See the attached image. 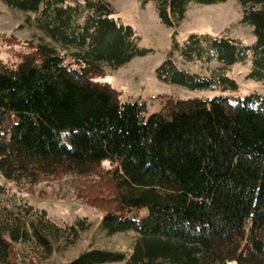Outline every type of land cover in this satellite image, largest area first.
<instances>
[{
  "label": "trees",
  "instance_id": "obj_1",
  "mask_svg": "<svg viewBox=\"0 0 264 264\" xmlns=\"http://www.w3.org/2000/svg\"><path fill=\"white\" fill-rule=\"evenodd\" d=\"M1 1L29 13L39 34L15 62L0 60V197L49 178L87 181L100 190L85 195L102 205L100 230L135 234L128 253L89 248L60 264H264V96L168 98L147 115L145 102L99 80L151 52L108 0ZM139 1L172 29L155 69L161 81L233 93L227 71L249 61L247 78L264 82V0H235L252 44L195 32L176 40L191 4L228 0ZM175 54L219 65L203 74L178 66ZM21 206L0 221V264H43L56 243L73 245L91 227L86 217L59 225ZM26 245L46 256L24 254Z\"/></svg>",
  "mask_w": 264,
  "mask_h": 264
},
{
  "label": "rangeland",
  "instance_id": "obj_2",
  "mask_svg": "<svg viewBox=\"0 0 264 264\" xmlns=\"http://www.w3.org/2000/svg\"><path fill=\"white\" fill-rule=\"evenodd\" d=\"M108 1L115 10L114 17L121 23L131 26L140 36V46L151 49V52L133 58L118 69L105 68V74L99 80L106 81L119 90L123 99L145 102L147 115L161 110L162 104L168 98L207 99L227 94L231 96V100H236L250 93L264 96V82L247 78L250 70L249 61L237 63L227 71V75L238 84V90L233 93L220 90H190L161 81L157 78L155 69L171 48L172 29L159 21L152 2L142 4L139 0ZM29 16V13L9 9L0 0V60L15 62L19 52L27 51L24 43L37 39L39 32ZM241 18L242 7L235 0L212 5L191 4L178 26L176 40L182 42L190 33L195 32L227 34L241 39L246 44H252L255 41L252 27L243 23ZM174 59L178 66L203 74H208L209 70L219 65L217 62L208 65L184 63L178 54L174 55ZM102 165L105 168L109 167L107 161ZM99 191L96 184L76 181L68 176L44 179L33 187H23V191L14 195L11 193L12 196L0 197V221L6 219L11 211L22 207L23 201L46 210L51 220L59 225L72 224L76 219L86 217L91 227L84 231L73 245L67 246L63 241L56 243L53 252L47 255L43 264L65 263L89 248H105L128 253L135 238L133 232L107 235L99 228L102 205L96 202L91 204L85 198V195L88 199L97 197ZM23 252L29 256L30 253H36L39 257L45 255L42 249L29 245L24 247Z\"/></svg>",
  "mask_w": 264,
  "mask_h": 264
}]
</instances>
